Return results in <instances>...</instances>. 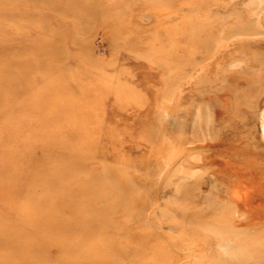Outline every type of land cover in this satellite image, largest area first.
I'll return each mask as SVG.
<instances>
[{"label":"rangeland","instance_id":"obj_1","mask_svg":"<svg viewBox=\"0 0 264 264\" xmlns=\"http://www.w3.org/2000/svg\"><path fill=\"white\" fill-rule=\"evenodd\" d=\"M34 1L7 9L28 11L1 24L8 41L27 26L26 43L12 51H36L48 16L71 55L55 73L31 71L17 84L28 83L25 91L0 112V212L14 220L29 196L32 162L14 161L41 126L61 142H80L69 155L85 158L77 178L110 171L114 191L108 186L96 208L124 200L109 233L129 235L128 251L136 240L144 246L137 258L92 253L97 264H264V0H97L100 14H84V33L73 26L81 13L54 18ZM44 252L51 262L42 264L80 257L57 246Z\"/></svg>","mask_w":264,"mask_h":264},{"label":"bare ground","instance_id":"obj_2","mask_svg":"<svg viewBox=\"0 0 264 264\" xmlns=\"http://www.w3.org/2000/svg\"><path fill=\"white\" fill-rule=\"evenodd\" d=\"M26 1L27 0H0V60L6 59V63L9 64V67L8 64L7 67L0 65V112L6 106L7 98H16V96L25 91L28 83H25L26 85L23 84L24 87L21 88V90L20 87L22 86H18L17 84L19 82H26L28 74L31 71H36L38 74L55 73V69H58L59 71L62 69V66L66 68L67 63H64V61L71 55L70 51L65 47L64 42L62 43L63 33L59 32V29H54L55 31H53V26L49 27L50 24L46 21L48 16H45L44 18L41 16L39 30L42 31H40V33L38 32V35L36 36V38L38 37L36 51L24 54H16L12 51L15 49V46L19 47L26 43L25 40L28 37L25 36V28H27V26H20V30L17 28L14 29L11 32L12 34L8 41L5 36V26H1V24L25 16L28 11H24L22 8L20 9V12H18L19 10L15 11L17 15L12 13L8 14L7 9L15 4L22 5ZM65 1L66 3H63L64 1L62 0H35L34 2L36 8H47L50 11L49 13H51L50 16H53L54 18H68L71 15H79L81 13L83 16L79 15L78 18L75 16L76 19L73 20V26L80 30H84L86 24L84 14H90V18H95L100 14L98 11L99 9H97L99 8L97 0ZM86 1L88 6L84 7ZM56 24H58V22ZM13 41H20L22 44L17 45ZM14 63L20 67L18 72L12 73L11 70V73H8V71L6 72V70H9ZM68 67L69 66H67V68ZM38 127L40 128L41 126ZM38 127L35 128V131L38 130L39 132L37 135H35L36 133L34 134V140H32L31 143H27V152L18 155L15 158L16 161H14V164L16 162L17 166L22 163L25 165L32 162L31 168L27 169L30 176H26L28 179L27 192L29 196H27L26 200H24L19 206L14 220H9L8 217L0 212V264L50 263L51 260L49 256L44 252L48 246H57L61 250L73 249L74 251H77L81 257L77 258L76 256H70L68 261L61 259L57 264H97V262H95L96 258L93 259L91 256V254L95 252H105L106 257L108 258H113L114 256L123 257L125 255H130L131 258L141 256L144 247L142 243L136 242V240L135 243L137 244H134L133 249L129 248L130 250L128 251L126 250L127 248H123L122 244L125 241L128 243L131 242L129 235L114 236L109 233L110 226L114 224L111 219L114 207L124 200L119 201V197H116L117 201L107 207H104L103 209L96 208L97 204L109 196L110 190L114 191L115 186L109 184L111 179L110 182L107 181L112 175L110 174V171L106 169L107 171L103 174L93 175L87 180L77 178L76 171L80 172L83 167H79L80 165H76V163L84 162L85 158L69 155L79 150L78 146L80 145V142L79 145H73L68 141L61 142L62 137H59L57 133L55 135V133L40 131ZM29 133V135H31L34 133V130ZM86 135L89 136L91 133H86L84 138L87 137ZM94 141L97 142L95 139ZM95 142H91V147L89 148L91 152H95L97 148L95 147L97 146ZM40 144L43 148H47L46 150L48 152L51 150V153L49 152L47 155L40 157L34 156L32 149ZM52 150H56L58 154H53ZM14 151L17 153V150H13L12 152L14 153ZM44 164H48L49 168ZM13 168L14 167L11 168V172L8 175L15 178L16 173L12 172ZM20 171L18 173L19 176L22 174L26 175V171L25 173H21ZM85 171L86 170L84 169L80 173L84 174ZM70 174L74 176V179L69 180V178L65 177ZM6 176L7 175H5V177ZM2 178L5 179L3 175ZM108 186L110 187V190L107 189ZM37 188L40 190L38 195L35 193V189ZM118 195L115 194V196ZM98 198L100 199L97 200ZM78 200L84 202L83 207L80 208L76 206ZM69 216H71L72 219H70ZM87 239L95 242L94 247L86 243ZM262 251L261 253L263 254ZM258 253L259 256H263L264 258V255H260L259 249ZM252 256H254L253 253ZM240 257L238 259H240ZM261 257H259V261L260 259L262 260ZM255 260L256 259H254V261ZM234 261L237 262V260ZM108 262H110V259L106 260L104 264Z\"/></svg>","mask_w":264,"mask_h":264}]
</instances>
